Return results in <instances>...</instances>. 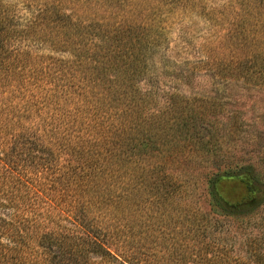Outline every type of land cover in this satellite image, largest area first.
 Returning a JSON list of instances; mask_svg holds the SVG:
<instances>
[{"label":"trees","instance_id":"trees-1","mask_svg":"<svg viewBox=\"0 0 264 264\" xmlns=\"http://www.w3.org/2000/svg\"><path fill=\"white\" fill-rule=\"evenodd\" d=\"M130 1L0 0V264H264L242 205L214 193L242 105L228 96L233 126L181 94L264 89V57L175 65L167 23Z\"/></svg>","mask_w":264,"mask_h":264},{"label":"rangeland","instance_id":"rangeland-1","mask_svg":"<svg viewBox=\"0 0 264 264\" xmlns=\"http://www.w3.org/2000/svg\"><path fill=\"white\" fill-rule=\"evenodd\" d=\"M131 4H142L147 9V17L157 18L167 23V46L161 53L176 65L179 60L198 62L199 57L208 50L212 57L221 58L229 65L244 56H252L249 67H258L256 59L264 57V0H131ZM173 9L172 12H167ZM181 9L186 11H180ZM252 87V88H251ZM181 94L188 102H211L225 104L217 115L224 120L231 118L233 126L237 118V142L232 146L220 145L221 174L214 181V193L225 206L236 208L247 214L243 219L242 234H252L243 241L247 244H264V89L240 85L229 92L222 86H216L202 77L192 87H184ZM242 107L235 112L228 104V96ZM205 96L208 97L205 100ZM203 130L206 139H210L215 131L213 119ZM221 132L227 126L224 124ZM229 167H228V166ZM248 167L249 169H243ZM231 171V172H230ZM197 174L194 182L198 185L197 195L204 198V206L211 200V174L217 170L206 169ZM230 172V173H229ZM228 173L227 175H225ZM215 193V194H216ZM216 195V196H217ZM220 198V199H219ZM253 233L256 234L254 239Z\"/></svg>","mask_w":264,"mask_h":264}]
</instances>
